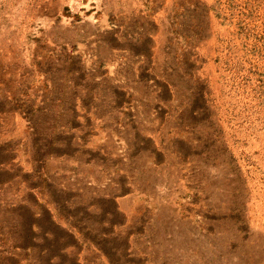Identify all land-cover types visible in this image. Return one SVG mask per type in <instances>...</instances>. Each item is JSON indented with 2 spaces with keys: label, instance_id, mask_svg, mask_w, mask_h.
Listing matches in <instances>:
<instances>
[{
  "label": "rangeland",
  "instance_id": "374dc122",
  "mask_svg": "<svg viewBox=\"0 0 264 264\" xmlns=\"http://www.w3.org/2000/svg\"><path fill=\"white\" fill-rule=\"evenodd\" d=\"M0 264H264V0H0Z\"/></svg>",
  "mask_w": 264,
  "mask_h": 264
}]
</instances>
